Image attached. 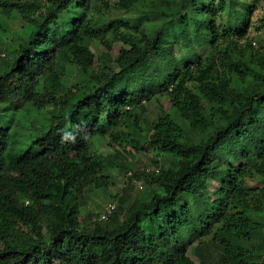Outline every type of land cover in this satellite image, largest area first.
I'll return each instance as SVG.
<instances>
[{"label": "trees", "instance_id": "trees-1", "mask_svg": "<svg viewBox=\"0 0 264 264\" xmlns=\"http://www.w3.org/2000/svg\"><path fill=\"white\" fill-rule=\"evenodd\" d=\"M259 1L226 22V0H0L25 33L0 51V264H195L193 242L202 264L209 245L210 264H264V44L247 33ZM114 42L109 61L93 50ZM164 93L169 107L143 115ZM146 143L173 160L136 170ZM117 173L151 196L110 193L81 213Z\"/></svg>", "mask_w": 264, "mask_h": 264}, {"label": "rangeland", "instance_id": "rangeland-1", "mask_svg": "<svg viewBox=\"0 0 264 264\" xmlns=\"http://www.w3.org/2000/svg\"><path fill=\"white\" fill-rule=\"evenodd\" d=\"M243 4L241 0H226L225 9L222 11L221 15L223 17L224 21H231L234 17H239L240 13L242 12ZM264 17V0H260L256 7L253 10V13L251 15V26L248 29V35L249 37L254 40V45L264 44V25H262V20ZM262 19V20H261ZM22 25V19L19 17H8L5 16L0 12V51L3 52L6 47H8V43L10 42L12 45H18V43L21 41L23 37H25V33L23 28L20 26ZM137 29L129 30L130 33H135ZM121 43L120 42H114L112 45L111 50L104 52V49L102 46H95L93 45V50L96 52L97 55H99L100 58L109 61L110 59H113L116 57L119 47ZM177 53H174L177 56V62L184 61L185 57L190 55L192 53L191 50H188L186 48H179L176 49ZM82 76L79 74H73L72 78L70 80L73 83H79ZM146 105V111L143 113L148 118L156 117L159 112L162 109H167L170 105L169 98L166 93L164 94H157L151 98V100L145 102ZM131 111L137 112L134 107L130 108ZM39 115V116H38ZM38 122L46 121L48 114H46L45 109H41L38 114ZM27 116H23V119L25 120ZM26 121V120H25ZM24 121V122H25ZM27 122V121H26ZM36 131H32V133H35ZM105 141H95V148L100 149L103 152L109 151L110 147L108 145H105ZM146 149L142 152L134 153L135 157H133L130 161L133 163V166L136 170L142 171L144 169L143 165H149L151 168H153L152 158L156 157L158 160L164 163H168L167 160H173V156L168 155V157H163L162 155H157L155 147L152 144L146 143L145 144ZM24 148V145H19L18 150H21ZM163 158V159H162ZM127 178L123 173H117L115 175V181L116 183L114 185L109 186L107 189L101 188L97 189L94 192L90 193L89 197H87V204L84 208V206L81 207V213L85 214L86 208L94 209L95 211H98L101 209L103 202L110 198L109 194H116V193H125L129 198H144V197H150L151 192L148 189V186L141 184L140 186L138 183H135L132 181L130 183L129 181H126ZM251 184H256L257 181L255 179L250 180ZM218 185V182L214 180H209L207 183V187L205 188L204 192L207 194H211L214 187ZM212 197V195H211ZM204 240L208 239L207 236L203 237ZM196 242H193L189 248H188V255L191 259L195 261V264H202L201 258L195 255L194 253V244ZM204 253V259L205 264H210L209 260L212 259L214 256L217 255L218 250L213 246L209 245L207 247L206 251H203ZM175 264H183L176 262Z\"/></svg>", "mask_w": 264, "mask_h": 264}, {"label": "built area", "instance_id": "built-area-1", "mask_svg": "<svg viewBox=\"0 0 264 264\" xmlns=\"http://www.w3.org/2000/svg\"><path fill=\"white\" fill-rule=\"evenodd\" d=\"M138 185L140 186V183H138ZM114 207H115V205L112 202L105 203L104 211L100 214V217L105 218L106 213H110Z\"/></svg>", "mask_w": 264, "mask_h": 264}]
</instances>
